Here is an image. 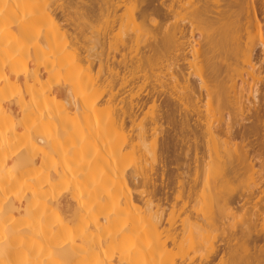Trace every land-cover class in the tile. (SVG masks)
Segmentation results:
<instances>
[{"label":"bare ground","instance_id":"6f19581e","mask_svg":"<svg viewBox=\"0 0 264 264\" xmlns=\"http://www.w3.org/2000/svg\"><path fill=\"white\" fill-rule=\"evenodd\" d=\"M59 1L0 0V264H212L264 241L234 142L264 128V0H96L98 62ZM165 121L205 146L177 234L146 190Z\"/></svg>","mask_w":264,"mask_h":264},{"label":"rangeland","instance_id":"374dc122","mask_svg":"<svg viewBox=\"0 0 264 264\" xmlns=\"http://www.w3.org/2000/svg\"><path fill=\"white\" fill-rule=\"evenodd\" d=\"M95 1L96 0H61L58 2V5L56 6L57 8L55 10L57 18L69 28V31L77 34L82 39V42L86 40V44L85 42L83 44L84 47L88 46L89 50L90 48L94 47L93 44H95V46L98 48L94 42L97 41L95 36L99 37V35H97V30H99L98 28L100 27L99 24L101 21L98 13L99 5L96 4L98 1ZM94 2L95 5H92ZM93 8L95 9L94 12H92ZM79 14L84 15H82L83 19L86 17L84 20H82L83 23L85 20V22H88L85 24V26H83L80 20L81 16H79ZM80 22L82 26H80ZM90 37L93 39V41L90 39ZM87 40L91 41L89 42ZM96 47L91 49L90 52L92 54H96L97 52L94 51L99 50V48L96 50ZM95 54L94 56L99 58V56L97 54L96 56ZM94 56L93 59L95 60L96 58ZM98 58L96 59L97 62ZM96 60L95 63H97ZM190 127H192V125ZM190 127L188 126L187 128V126L182 125L181 128V124L165 121L159 126L156 145H153L155 142L152 140L146 141V145L149 148L153 147L155 149V158L152 162L154 181L153 183L147 185L146 190L150 192L151 195L153 194L152 196L155 199V202L158 203L163 209V215L165 221L167 222V228H170L175 234L181 232V226L184 220L186 221L188 218L191 220L193 219V214L198 207V201L196 200H199V196L200 194L202 195L203 192L202 186V188L199 187L201 191L195 186V181L198 177L195 167L197 166L196 163H199L198 161H195V159L197 160V157H199L200 160L203 159V155L205 156V146L202 140H200L198 137L199 134L198 136L195 134L197 136L196 137L193 133V135L191 133H187L193 130L195 131V129H193L195 127L191 128V131H189ZM236 129L244 130V128L240 125H237ZM184 130H186V132ZM163 139H165L164 142L162 141ZM234 142L238 145H245V148L251 151L250 158H253V163L256 165L255 170L260 173H258L257 176H259V179L261 178L263 181L264 153L260 151V147H264V128L260 129V134L257 138H242L236 136L234 138ZM200 180L201 179H199V181ZM195 190L200 191V194L199 192H196L195 194ZM206 202H208V200H206ZM259 209L261 212H264L263 203L260 204ZM258 246L263 247L264 250V241H253L248 238H243L240 240L238 247H236L233 252L225 255L222 260L220 259L221 256L217 257L214 259V263L212 264H251V262H255L253 256L259 255V251H256L255 249V247L259 248ZM173 250L175 253L181 251L180 244L175 245Z\"/></svg>","mask_w":264,"mask_h":264}]
</instances>
